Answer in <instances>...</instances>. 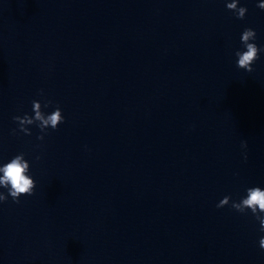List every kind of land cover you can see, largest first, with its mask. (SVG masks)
Here are the masks:
<instances>
[{"label":"water","instance_id":"1","mask_svg":"<svg viewBox=\"0 0 264 264\" xmlns=\"http://www.w3.org/2000/svg\"><path fill=\"white\" fill-rule=\"evenodd\" d=\"M227 2L0 0V164L36 183L0 202V264H264L258 220L216 207L264 188V51L235 55L264 0ZM33 100L65 118L43 140L12 119Z\"/></svg>","mask_w":264,"mask_h":264},{"label":"clouds","instance_id":"2","mask_svg":"<svg viewBox=\"0 0 264 264\" xmlns=\"http://www.w3.org/2000/svg\"><path fill=\"white\" fill-rule=\"evenodd\" d=\"M257 7L264 10V2L257 4ZM226 8L233 12L237 19H244L247 13V8L239 6V0H231L226 3ZM257 38L256 31L252 28H245L241 34V43L245 50H237L235 55L237 57L236 66L238 69L251 73L254 71L253 64L260 58V53L264 51V48L259 47L255 41ZM42 94V92H41ZM52 104L51 100H45L43 105L39 100L32 101V110L34 116L25 114L23 117L14 116L13 121L17 122L19 132H23L25 135H31V132L27 125L36 124L42 133L37 137L39 140H43L47 135V129H58L59 125L64 123V116L62 109L59 105L55 107V110L50 114H45L42 111L43 108H47ZM12 134L16 135L17 130L13 129ZM241 147L247 148V141L241 142ZM40 159L39 156L36 157ZM247 152L244 153V160L247 161ZM30 164L25 159L24 153H20L11 158L7 163L0 164V188L7 190V195L4 192H0V202L7 201L10 196L14 203H20L22 196H31L34 194L36 183L29 174ZM231 205V208L235 211L246 214L248 211L258 220L261 232H264V188L259 186L249 187L246 189V196L242 197L238 202L232 201L230 196H224L216 205L217 208H223ZM259 247L264 250V236L259 239Z\"/></svg>","mask_w":264,"mask_h":264}]
</instances>
